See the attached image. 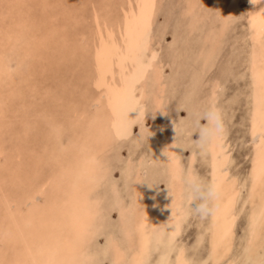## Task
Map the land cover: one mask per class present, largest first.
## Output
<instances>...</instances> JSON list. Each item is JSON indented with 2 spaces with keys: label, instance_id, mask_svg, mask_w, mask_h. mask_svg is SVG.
Masks as SVG:
<instances>
[{
  "label": "rangeland",
  "instance_id": "rangeland-1",
  "mask_svg": "<svg viewBox=\"0 0 264 264\" xmlns=\"http://www.w3.org/2000/svg\"><path fill=\"white\" fill-rule=\"evenodd\" d=\"M141 1L0 0V264H264V0Z\"/></svg>",
  "mask_w": 264,
  "mask_h": 264
},
{
  "label": "clouds",
  "instance_id": "clouds-1",
  "mask_svg": "<svg viewBox=\"0 0 264 264\" xmlns=\"http://www.w3.org/2000/svg\"><path fill=\"white\" fill-rule=\"evenodd\" d=\"M203 118L206 120V124L201 129V139L207 145L222 137L225 130L224 116L222 110L213 103L203 113ZM187 180L194 186H198L201 183V178L195 172ZM206 185V194L200 197L203 202L199 203L194 209L189 205L187 209L189 217H197L201 221L215 215L219 211L222 195L221 188L217 183L206 182ZM195 199H197L195 193L189 195V200Z\"/></svg>",
  "mask_w": 264,
  "mask_h": 264
},
{
  "label": "bare ground",
  "instance_id": "bare-ground-1",
  "mask_svg": "<svg viewBox=\"0 0 264 264\" xmlns=\"http://www.w3.org/2000/svg\"><path fill=\"white\" fill-rule=\"evenodd\" d=\"M144 1V0H143ZM143 1H141V2H143ZM240 1H245V2H247L248 4L247 5H249V4H255V3H258V1H260V0H235V2L234 3H232L231 5L228 3V5H227V8H228V10H230V11H233V10H235V8L237 7L238 8V3L240 2ZM147 2V1H146ZM149 2H150V0H149ZM151 3V2H150ZM143 4V3H142ZM240 4V3H239ZM250 6V5H249ZM236 8V9H237ZM147 11V10H146ZM127 12V11H126ZM140 12H141V10H140ZM150 15V14H149ZM258 21L260 20L261 21V19H257ZM262 20H264L263 18H262ZM258 21H256V22H258ZM260 23H263V22H259V26L260 25H262V24H260ZM125 25H126V23H125ZM127 26H128V24H127ZM122 28L124 29L123 31H126L127 29H128V27L126 28V30H125V28L122 26ZM257 28V27H256ZM119 29H121V28H119ZM138 29V28H137ZM147 29V28H146ZM98 30V29H97ZM129 30V29H128ZM134 30V29H133ZM122 31V32H123ZM139 31V30H138ZM142 31V30H141ZM140 31V32H141ZM119 32H121V31H119ZM128 31H126V33H127ZM124 33V32H123ZM126 33H124L125 34V36L124 37H126V36H128V35H126ZM257 33V32H256ZM128 34H129V32H128ZM123 35V34H122ZM130 35V34H129ZM131 36V35H130ZM133 39H135V38H133ZM115 42V41H114ZM124 43H125V41H123ZM116 43V42H115ZM129 46V45H128ZM116 47V46H115ZM115 47H113L114 48V51H115ZM111 60V59H110ZM119 61V60H118ZM125 61V60H124ZM98 66V65H97ZM28 71V70H27ZM124 73V72H123ZM128 73V72H127ZM103 79V78H102ZM123 83V82H122ZM111 84V83H110ZM56 85V84H55ZM111 86V85H110ZM60 100V99H59ZM111 104V103H110ZM114 105H115V103H113ZM116 106V105H115ZM114 108V107H113ZM255 122H257V120L255 121ZM111 124H113V123H111ZM255 127V126H254ZM257 127V126H256ZM255 130H257V128H255ZM258 131V130H257ZM256 131V132H257ZM261 162H262V164H260V166L259 167H261L263 164H264V157H262L261 158ZM260 163V162H259ZM258 166V165H257ZM262 172V171H261ZM264 173V172H263ZM257 176V175H256ZM258 182V181H257ZM13 190V189H12ZM65 191V190H64ZM83 205V203L81 202L80 203V207H78V208H72V210H69V209H62V208H59V211H61L60 212V216L59 217H61L60 219L62 220V222H63V225L65 226V225H69L70 227L72 226H75L76 225V227H79L80 225H82L81 223L83 222V220L85 221V213L84 212H82V210H81V208H83V207H81ZM80 208V209H79ZM19 211V210H18ZM16 213H18V212H16ZM20 213V212H19ZM31 213V212H30ZM30 213L28 214V216H30ZM58 213V212H57ZM32 214V213H31ZM59 214V213H58ZM17 215V214H16ZM19 215V214H18ZM21 216L23 217V216H25V215H22L21 214ZM32 216V218H30V220L28 219V217L26 218L27 220H29V221H31L32 223L35 221L34 219L36 218L35 216H36V213L34 214V216L33 215H31ZM30 216V217H31ZM14 217V216H13ZM22 217H20V219L22 218ZM39 217V216H38ZM57 217V220H58V215L56 216ZM225 217V216H224ZM23 219H25V217L23 218ZM23 219H21V220H23ZM31 219H33V221L31 220ZM17 220V219H16ZM37 220V219H36ZM60 220V221H61ZM25 221V220H24ZM29 221H28V223H29ZM49 220H47V219H44V218H41V219H39V225H40V222L41 223H43V227H44V229L43 230H41L40 232H44L45 230V232H44V235H42L43 237H45V235L47 236L48 235V237H46L47 239H49V237H50V234L51 233H53V231L54 232H56V230H55V228H54V230H53V228H51L50 226H49V224L51 225H53V223L54 222H51V221H53V220H51L50 219V221L49 222H51V223H49L48 222ZM59 221V223L60 224H62V222H60ZM37 221H35L34 223H33V225L36 223ZM32 223H30L31 225H32ZM47 223V224H46ZM21 224H22V222H21ZM26 224H27V221H26ZM29 224V225H30ZM38 224V223H37ZM28 225V224H27ZM27 225H26V227H27ZM39 225H36L37 227H39ZM42 225V224H41ZM40 225V226H41ZM46 227H45V226ZM51 225V226H52ZM22 226H24L23 224H22ZM35 226V225H34ZM35 226V228H37ZM56 226V222H55V224H54V226H52V227H55ZM33 227V226H32ZM31 227V228H32ZM71 227V228H72ZM28 228H29V226H28ZM35 230V229H34ZM71 230V229H70ZM76 230V229H75ZM75 230H73V232L75 231ZM82 230V229H81ZM36 231V230H35ZM35 231H31V232H35ZM77 231H78V229H77ZM18 232V231H17ZM39 232V231H38ZM40 232H39V235H41L40 234ZM79 232H80V230H79ZM28 233H30V231H28ZM46 233V234H45ZM26 234V233H25ZM13 235V234H12ZM28 235V234H27ZM32 235V233L30 234V236ZM39 235H36V232H35V235L33 234L32 236H39ZM52 235H55V234H52ZM76 235V234H75ZM41 236V237H42ZM40 237V236H39ZM76 237V236H75ZM31 238H36V237H31ZM38 238V237H37ZM50 238H53V240H52V243L53 242H55L54 241V236L53 237H50ZM43 239V238H42ZM41 239V240H42ZM47 239H45L44 241H46ZM57 239V238H56ZM65 239V238H64ZM63 239V240H64ZM38 240V241H37ZM40 239H34L33 241L35 242V241H37V243H38V245H36V243H34V246L36 245V246H40L39 247V250H41V251H39V250H37L38 249V247L37 248H34V246H32V245H29V243H28V245L29 246H27V247H30V246H32V248H34L33 250H31L32 248L30 247L29 248V251L31 252V253H34L35 252V250H36V252L37 251H39V254L40 255H38V253H36L38 256H40V258L39 259H36V261L38 262L37 264H51V262L49 261V260H51L50 258H51V256H53V251H51V252H49V247L47 248L46 246L44 247V245H41V244H43V243H46V245H47V242L48 241H50L51 239H49L48 241H46V242H43V241H41V242H43V243H39L40 241H39ZM63 240H61V241H63ZM30 242H32V240L30 241ZM51 242V241H50ZM49 243L50 244V248L52 247L51 245H54L55 243ZM30 244H33V243H30ZM40 244V245H39ZM35 246V247H36ZM55 246V245H54ZM58 247H59V245H58ZM59 248H62V247H59ZM28 250V249H27ZM52 250V249H51ZM55 250V249H54ZM60 250V249H59ZM58 250L56 249V253H58L57 252ZM60 251H62L63 252V250L61 249ZM62 252H60V254L62 253ZM65 252V251H64ZM55 254V253H54ZM58 255V254H57ZM56 254H55V256H53V257H56L57 256ZM61 255H63V253L61 254ZM42 256V257H41ZM37 257V256H36ZM35 261V262H36ZM55 261V260H54ZM54 261H53V264H54ZM50 262V263H49ZM58 262V261H57ZM61 263V262H60ZM57 264H59V262L57 263Z\"/></svg>",
  "mask_w": 264,
  "mask_h": 264
}]
</instances>
